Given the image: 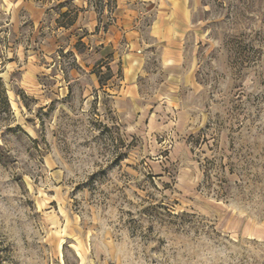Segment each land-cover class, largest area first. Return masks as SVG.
Segmentation results:
<instances>
[{"label":"rangeland","instance_id":"rangeland-1","mask_svg":"<svg viewBox=\"0 0 264 264\" xmlns=\"http://www.w3.org/2000/svg\"><path fill=\"white\" fill-rule=\"evenodd\" d=\"M130 2L133 89L69 1L15 33L0 9V264H264V0Z\"/></svg>","mask_w":264,"mask_h":264},{"label":"crops","instance_id":"crops-1","mask_svg":"<svg viewBox=\"0 0 264 264\" xmlns=\"http://www.w3.org/2000/svg\"><path fill=\"white\" fill-rule=\"evenodd\" d=\"M69 1L73 9V21L68 27L63 28L64 33L86 31L88 34L81 38L93 48L94 44H101V50L93 56L96 60L102 58L105 53L110 54L109 69L115 73L118 70V64L122 63L123 83L127 89L135 87V80L141 72L143 65V52L147 49V44L143 32L140 29L141 16L139 7L133 5L130 0H115L116 7L114 23L108 26L106 30L101 27L100 15L107 12V4L103 2L100 11L97 9L93 0H0V9L6 14L9 25L13 33L19 32L22 24L29 23L34 28L41 25L52 26L54 20L68 10L66 7H60L59 15H54L53 3L61 4ZM140 16V17H139ZM155 21L151 27L150 39L161 44V51L164 55L174 54L172 46L166 42L171 39L170 35L163 34V31ZM162 42V43H161Z\"/></svg>","mask_w":264,"mask_h":264},{"label":"clouds","instance_id":"clouds-1","mask_svg":"<svg viewBox=\"0 0 264 264\" xmlns=\"http://www.w3.org/2000/svg\"><path fill=\"white\" fill-rule=\"evenodd\" d=\"M10 239L12 240H18L20 238V233L16 232V233H9ZM208 264H212L211 261L208 262Z\"/></svg>","mask_w":264,"mask_h":264},{"label":"trees","instance_id":"trees-1","mask_svg":"<svg viewBox=\"0 0 264 264\" xmlns=\"http://www.w3.org/2000/svg\"><path fill=\"white\" fill-rule=\"evenodd\" d=\"M62 16H63V17H68L69 14H68V12H66V13H63ZM72 21H73V20H69V21H68L66 24H64L63 26H64V27H68L69 25L72 24ZM108 69H109V68H108Z\"/></svg>","mask_w":264,"mask_h":264}]
</instances>
